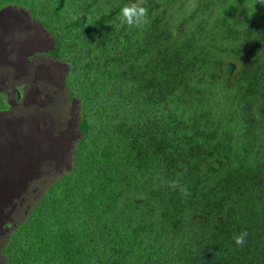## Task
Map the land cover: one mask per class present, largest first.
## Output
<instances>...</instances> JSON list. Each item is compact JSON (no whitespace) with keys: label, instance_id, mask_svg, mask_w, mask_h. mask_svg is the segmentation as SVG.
Masks as SVG:
<instances>
[{"label":"trees","instance_id":"1","mask_svg":"<svg viewBox=\"0 0 264 264\" xmlns=\"http://www.w3.org/2000/svg\"><path fill=\"white\" fill-rule=\"evenodd\" d=\"M137 2L47 0L77 13L60 31L51 26L52 56L71 63L70 89L79 86L85 109L98 85L103 104L124 105L125 95L110 89L119 77L115 52H138L133 84L142 66L151 77L152 93L118 113L115 132L108 122L83 125L80 241L94 264H264V156H255L264 151V3L143 0L148 23L129 27L118 17ZM99 51L114 56L105 79L88 61ZM79 68L90 76H75ZM85 149L115 157L101 163L98 194L86 174L100 164ZM104 196L124 200L115 204L122 212L100 203ZM244 231L241 247L233 237Z\"/></svg>","mask_w":264,"mask_h":264},{"label":"rangeland","instance_id":"2","mask_svg":"<svg viewBox=\"0 0 264 264\" xmlns=\"http://www.w3.org/2000/svg\"><path fill=\"white\" fill-rule=\"evenodd\" d=\"M76 3L78 5L77 1ZM108 13V10L104 12V14ZM74 14L77 13L69 9L62 10L58 4H48L47 0H0V89L11 90L10 87H16L24 90L25 100L29 101V105L32 106L26 111V117L14 115L20 120L8 122L1 129L0 156L1 154L9 155L12 158L11 154L14 152L17 155L20 154L22 167L29 166L27 176L30 184L26 194L25 192L0 193V205L15 203L10 207L11 209L7 206H0V210H2L0 211V264H94L95 261L94 251L87 245L83 246L80 241L83 236L80 237L79 230H77L85 220L83 208L75 206L79 205L76 194L75 198L71 197V192H74L72 191L73 187L79 184V177H75L71 183L66 181V187L65 182H60V180L63 179V170L68 175L74 165L75 168L78 167L75 164L77 154L82 140H85L83 125H87L89 121L91 125L96 123V126L101 128L104 127V124L106 126L105 121L110 119L112 127L116 128L117 120L115 118L118 113L122 117L123 112L120 111H123L125 107L120 105V103L122 104L120 100L117 102L115 99H110L107 104H103L104 93L101 91L100 85L96 87L99 94L89 109L82 107V103L79 101L78 104H74L72 99H69L63 81L64 77L66 82L73 69L67 65L69 63L42 55L45 51L50 50L51 52L54 46L56 37L51 32V26L54 25L60 31L67 23H71L75 17ZM38 30L42 32V37L38 35ZM94 48H90V51L92 52ZM89 52L88 61L92 63L91 68L94 70V75L105 79L109 70L114 71V68L111 69L109 66V62L114 57L111 52L99 51L97 57H95L97 53L89 55ZM115 53L119 58L116 67L119 77L112 80L111 93L117 95L123 93L128 99L131 94L137 92L141 101L144 100V97L152 93L148 86L151 79L148 69L144 66L140 67L137 71L139 84H133L132 77L129 78L130 63L139 59L133 57L132 54H126V52ZM92 57L95 58L94 61ZM141 61L143 60L141 59ZM90 70L83 69L81 72L82 70L79 68L75 76L87 79L90 76L88 74ZM35 78L37 79L35 80ZM51 86L54 87L51 88ZM16 92L13 94L15 95ZM112 94L108 97H111ZM53 107H56V110ZM51 140L53 144H57L56 153L53 154L55 160L39 161L37 157L41 159L50 157L42 151ZM113 152L114 146L112 147ZM112 153L108 155L100 152L102 156H99L95 162L100 165L103 160L111 162V156H114ZM100 165H96L97 168L94 167L93 170L97 169L96 173L91 171L86 174L92 181L98 182V178L106 175L104 164L101 167ZM53 183L57 188L55 194L54 190L49 189ZM33 185H37V187L34 188ZM98 188L99 184L91 191L98 194L96 191ZM45 191L47 195L43 194ZM64 194L65 196H63ZM104 198L105 200L100 203L113 204L107 206L118 208L122 212L123 206L115 204L119 202L124 204V200L105 196ZM41 199L45 201L42 205L43 208L36 212L35 209L34 216L29 217V213L34 207L39 206L38 202ZM60 205H64V207ZM87 220L88 218H86Z\"/></svg>","mask_w":264,"mask_h":264},{"label":"bare ground","instance_id":"3","mask_svg":"<svg viewBox=\"0 0 264 264\" xmlns=\"http://www.w3.org/2000/svg\"><path fill=\"white\" fill-rule=\"evenodd\" d=\"M49 51V50H48ZM24 52V51H23ZM32 54V52H31ZM27 58V57H26ZM12 62V61H11ZM27 64V63H26ZM22 65V64H21ZM14 66V65H13ZM37 66V65H36ZM15 68V67H14ZM12 69V68H11ZM16 69V68H15ZM27 71V70H26ZM20 72V71H19ZM28 72V71H27ZM47 72V71H46ZM39 74V73H38ZM50 74V73H49ZM43 76V75H42ZM29 77V76H28ZM4 78V77H3ZM24 79V78H22ZM37 78H35L36 80ZM25 80V79H24ZM27 80V79H26ZM11 81V80H10ZM9 81V82H10ZM14 81V80H13ZM64 81V87H65V78L63 77ZM2 82V81H1ZM6 83V82H5ZM20 83V82H19ZM23 83V82H22ZM29 84V83H28ZM27 84V85H28ZM37 84V83H36ZM19 85V84H17ZM25 86V85H24ZM39 86V85H37ZM50 86V85H49ZM58 86V85H57ZM34 87V86H33ZM54 86H51V88ZM36 88V87H35ZM39 88V87H38ZM11 90H2L0 89V136H2L1 129L2 127L6 126V124L12 123L14 120L18 121L20 118H15L14 115L16 116H24L26 117V114L28 109H31V105H29V101L25 100L24 93L20 88L16 87H10ZM14 89V90H13ZM34 89V88H33ZM38 90V89H37ZM16 92L14 95L13 93ZM39 91V90H38ZM32 92V91H31ZM37 92V91H36ZM47 92V91H46ZM38 93V92H37ZM26 94V93H25ZM35 94V93H33ZM58 97V94H57ZM44 98V97H43ZM56 98V97H54ZM29 99V98H27ZM54 101V99H53ZM52 103V102H51ZM53 104V103H52ZM62 104V103H61ZM47 105V104H46ZM49 106V105H48ZM60 106V105H59ZM65 107V105H62ZM58 107V106H57ZM54 108V107H53ZM56 108V107H55ZM54 108V110H56ZM39 109V107H38ZM65 109V108H64ZM53 110V109H52ZM45 112V111H43ZM47 112V111H46ZM45 112V113H46ZM31 113V112H30ZM30 115V114H29ZM37 115V114H36ZM40 115V114H39ZM53 115V114H52ZM51 115V116H52ZM34 116V115H33ZM32 116V117H33ZM41 116V115H40ZM50 116V117H51ZM30 117V116H29ZM24 119V118H23ZM36 119V118H35ZM45 119V118H44ZM56 119V117H55ZM63 120V119H62ZM61 120V121H62ZM30 122V121H29ZM23 123V122H22ZM38 123H40L38 121ZM59 124V123H58ZM29 126V125H28ZM23 127V126H22ZM63 127V126H62ZM48 128V127H47ZM56 128V127H55ZM22 131V130H21ZM56 131V130H55ZM25 132V131H23ZM28 132V131H27ZM22 135V134H21ZM31 136V135H30ZM21 138V137H20ZM33 139V138H32ZM32 142V141H31ZM1 146V145H0ZM57 144H53L52 140L48 142V144L44 147L43 151L46 153L48 156L52 157H44L43 159L37 157L39 161H49L50 159L55 160L53 154L55 155V149H56ZM4 147V146H3ZM26 148V147H25ZM28 149V148H27ZM30 149V148H29ZM18 151V150H17ZM3 153V152H2ZM34 154V153H32ZM13 155L12 158L10 156H5L2 155L0 156V193H10V192H19V193H24L26 194L27 188L29 186V179H28V172L27 169L29 168L28 165L25 166V168L22 167L20 164L21 161V155L16 152L11 154ZM38 155V154H37ZM51 160V161H52ZM43 168V167H42ZM44 170V169H43ZM47 171V170H46ZM46 173V172H45ZM33 176V175H31ZM35 180V179H34ZM36 181V180H35ZM34 181V183H36ZM39 181V179H38ZM47 181V180H46ZM39 185V183H38ZM41 185V184H40ZM46 185V184H45ZM32 186V185H31ZM34 186V185H33ZM37 187V185L34 186V188ZM32 188V187H31ZM30 188V189H31ZM41 188V187H40ZM43 188V187H42ZM29 189V190H30ZM39 189V187H38ZM28 190V191H29ZM33 190V189H32ZM36 190V189H35ZM40 191V190H39ZM31 193V192H30ZM34 193V192H33ZM37 194V193H36ZM30 196V195H29ZM27 198H29L27 196ZM32 199V198H31ZM24 201V200H23ZM32 202V201H28ZM34 203V202H32ZM30 205V204H29Z\"/></svg>","mask_w":264,"mask_h":264},{"label":"clouds","instance_id":"4","mask_svg":"<svg viewBox=\"0 0 264 264\" xmlns=\"http://www.w3.org/2000/svg\"><path fill=\"white\" fill-rule=\"evenodd\" d=\"M260 3H264V0H260ZM142 4H143V0H138V2L137 3H134V4H131V5H126V6H124L122 9H121V12H120V14H119V19L121 20V22L122 23H126L129 27H131V26H135V27H139L141 24H147L148 23V9L146 8V7H144V6H142ZM38 35L40 36V37H42V32H40L39 30H38ZM48 43V42H47ZM56 48H57V42H56V39H55V41H54V46H53V48H52V51L50 52V50L47 52V51H45V52H43L42 53V55L44 56V57H47V56H51L53 59H55V60H59V59H57V58H55V57H53L52 55L54 54V52L56 51ZM124 53L126 52V54H132V56L133 57H135L137 54H138V52L137 51H134V52H130V50H128V51H123ZM130 56V55H129ZM63 62V61H62ZM65 62V61H64ZM67 63V62H66ZM67 65H69V64H67ZM69 68H72L70 65H69ZM72 71V69L70 70V72ZM69 72V73H70ZM64 74H66L65 72H64ZM70 78H71V74H69V76L67 77V79H66V82H65V88H66V90H67V93H68V95H69V99H72V101H73V103L74 104H78V101L79 102H81L82 103V107H85V101H84V99H83V97L80 95V93H79V86H77L76 85V94H74V93H72V91H71V89H70V86H71V83H69V80H70ZM75 91V90H74ZM137 96H138V93H133V94H131L130 95V97L127 99V97H126V101H125V103H124V105H122L123 107H128L129 105H131L133 102H134V100L137 98ZM139 98V97H138ZM137 98V99H138ZM84 109V108H83ZM118 116V115H117ZM117 116H116V120H117ZM89 122V121H88ZM105 122H108L109 123V125L112 127V123H111V121H110V119H107ZM90 123V122H89ZM112 130H113V132H115V128H113L112 127ZM82 131V130H81ZM155 139V138H154ZM83 141V140H82ZM83 143V142H82ZM82 143H81V145L80 146H83L82 145ZM109 145H111V146H114V145H116V144H111V143H109V142H107ZM112 149V148H111ZM85 151H86V156H87V159L88 160H94V159H97L99 156H102V155H100V153L98 152V154L97 153H94V152H88L86 149H85ZM101 153H102V151H100ZM258 155H261V156H264V151L263 152H261V153H258L257 155H255V156H258ZM79 156H80V153H79ZM254 157V156H253ZM79 158V157H78ZM115 159V157L114 156H111V160H114ZM76 164V163H75ZM94 167H96L97 168V166L95 165ZM86 168L88 169V166L86 165ZM74 169H76L75 168V165H74V167H73V170L72 171H70V172H68V175H67V172L66 171H64V176H63V179L62 180H60V182H62V181H64L65 182V187H66V181H69L70 183H71V181L75 178V177H79V184H77V186L76 187H73V190L72 191H74V192H71V197H73V198H75V194H76V197H77V200L78 201H80V197H81V194H82V189H81V184H83L84 185V183L82 182V180H81V176H80V174H81V172H80V165H78V167H77V174L76 173H74L75 175H73L72 173L74 172ZM97 172V169L96 170H93V173H96ZM62 176V175H61ZM90 179V178H89ZM81 181V182H80ZM90 184H91V186L93 187V189L95 188V186L97 185V184H100V183H98V182H96V181H92L91 179H90ZM55 186V183H53V185L51 184L50 185V190H54V194L57 192V188L56 187H54ZM172 187H173V189H175V187H176V184H175V182L171 185ZM64 187V188H65ZM76 191H79V192H76ZM66 193V192H65ZM44 195L46 194L47 195V192L45 191L44 193H43ZM182 194H187L186 193V190L182 193ZM63 196H65V194L63 195ZM62 196V197H63ZM61 197V198H62ZM45 198H46V196H45ZM65 199V198H64ZM141 199V197H139L137 200H140ZM59 201H60V199H59ZM58 201V202H59ZM44 202L45 201H43L42 199L38 202V205L39 206H37V207H34L33 209H32V211L29 213V217H33L34 216V210H35V212L39 209V210H41L42 208H43V204H44ZM15 204V203H14ZM14 204L13 205H0V206H7L8 208H10V207H12V206H14ZM20 206V205H19ZM60 206H63L64 207V205H60ZM8 208H6V210L8 211ZM11 209V208H10ZM0 211H2V210H0ZM248 236V233H247V231H244V232H241L239 235H237V236H235V237H233V239H234V241H235V243L238 245V246H241V247H243L244 246V244H245V241H246V237ZM93 240V239H92ZM85 241L87 242L88 241V238H85ZM88 247L91 249L92 247H90V245H88ZM92 250V249H91Z\"/></svg>","mask_w":264,"mask_h":264},{"label":"crops","instance_id":"5","mask_svg":"<svg viewBox=\"0 0 264 264\" xmlns=\"http://www.w3.org/2000/svg\"><path fill=\"white\" fill-rule=\"evenodd\" d=\"M62 175L64 176V170L62 171Z\"/></svg>","mask_w":264,"mask_h":264}]
</instances>
